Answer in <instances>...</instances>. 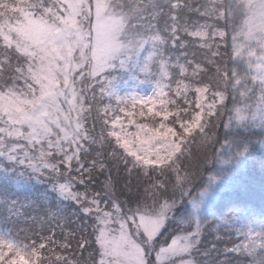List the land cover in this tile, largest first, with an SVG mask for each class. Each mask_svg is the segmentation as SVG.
<instances>
[{"label": "snow or ice", "instance_id": "6c2138e0", "mask_svg": "<svg viewBox=\"0 0 264 264\" xmlns=\"http://www.w3.org/2000/svg\"><path fill=\"white\" fill-rule=\"evenodd\" d=\"M257 151L264 0H0V264H264Z\"/></svg>", "mask_w": 264, "mask_h": 264}, {"label": "trees", "instance_id": "16d2710c", "mask_svg": "<svg viewBox=\"0 0 264 264\" xmlns=\"http://www.w3.org/2000/svg\"><path fill=\"white\" fill-rule=\"evenodd\" d=\"M220 135H223V128L220 129ZM192 151L195 153L196 148L193 145ZM264 152L257 151L253 158L249 159L246 166L241 170L235 172L231 181L233 184V189L227 193L223 200L217 215L227 214V207L225 206L226 202L229 199H235L245 202L250 208H253L255 211L259 212L262 206V200H264ZM10 192L14 193L12 196L13 199H18L20 202H26L27 200H36L39 198L40 193L44 191L43 186L38 184H33L30 187H21L10 188ZM51 198V196L49 197ZM29 214L32 213V209H27ZM7 213L4 211L3 207H0V227L11 231L12 235L15 236L16 233L23 227H29L31 225H25L23 220L6 219ZM219 224L221 229V235L225 237L224 241L219 242L218 246L223 247L227 243V236L231 235L233 240L237 239L235 232L225 231L229 226L232 228L239 227V222L232 220H221L216 222ZM24 233L21 232L20 236L23 237ZM207 240H212L213 235L211 233L206 237Z\"/></svg>", "mask_w": 264, "mask_h": 264}, {"label": "rangeland", "instance_id": "374dc122", "mask_svg": "<svg viewBox=\"0 0 264 264\" xmlns=\"http://www.w3.org/2000/svg\"><path fill=\"white\" fill-rule=\"evenodd\" d=\"M138 90L141 91V92H150L151 91V86L150 85H142V86H140V88ZM0 230L4 231L5 233L8 232L6 229H4L2 227H0Z\"/></svg>", "mask_w": 264, "mask_h": 264}]
</instances>
